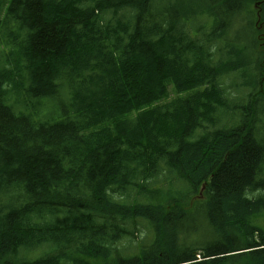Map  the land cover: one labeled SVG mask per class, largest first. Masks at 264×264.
Here are the masks:
<instances>
[{
  "label": "trees",
  "instance_id": "1",
  "mask_svg": "<svg viewBox=\"0 0 264 264\" xmlns=\"http://www.w3.org/2000/svg\"><path fill=\"white\" fill-rule=\"evenodd\" d=\"M205 1L0 0V264H264V0Z\"/></svg>",
  "mask_w": 264,
  "mask_h": 264
},
{
  "label": "rangeland",
  "instance_id": "2",
  "mask_svg": "<svg viewBox=\"0 0 264 264\" xmlns=\"http://www.w3.org/2000/svg\"><path fill=\"white\" fill-rule=\"evenodd\" d=\"M194 1L200 3L201 6H200V8H198L197 16L191 19V24H192V26H199L202 23H204L207 19L206 15H201V13H202L201 11L206 7V1L205 0H194ZM253 9L256 10L257 6L254 7L252 5V11H253ZM175 11H177L176 7L173 9V12H175ZM243 23H245V21L241 22L240 25H242ZM206 31L209 33L211 31V29L206 30ZM200 32H202V31H200ZM199 34L197 35L196 40L199 38ZM230 40L231 39L227 38L225 40H222V41H219L216 43L215 48H213L214 55L212 57V62L214 64L219 62V56L216 54V50L219 48V46L231 44ZM238 44H242V43H239V42L233 43L234 47L237 49H239ZM248 68L251 70L254 68V66L252 64H250V67H248ZM235 76H236V71L228 72V74L219 77V84L224 89L225 96H226L228 101H233L234 99H238L239 101L244 102L247 100V98H246L247 93L246 92H248V89H247L246 85L244 84L243 79H241L240 77L235 78ZM255 78H258V76H256ZM233 84H234V86H236V91H242L244 93H242V94L236 93L232 87ZM168 96H169V99H171L175 96V93L173 92V90L170 87L168 88ZM62 101H67V98L65 96H59L55 101H45L43 103L45 106L41 110L40 119L53 121L56 118H58V116L60 115V103ZM258 106L261 107V103H258ZM259 116L263 119L261 113H259ZM33 119L35 121L40 120L39 115L36 113V115ZM165 175L166 174H162L158 178V180H160V182L164 185L166 184V183H163ZM161 183L158 184L159 187H162ZM162 188H164V187H162ZM173 188L177 189L176 187H173ZM202 199H203L202 195L197 197V201H200ZM145 214L147 217L150 216L149 212H145ZM139 223H140L139 225L143 224V220L140 219ZM140 231H141V233L139 236V240L144 239V237H145V233H144L141 226H140ZM206 232L208 234V231H206ZM135 243H137V241H135L134 244ZM18 255L20 258H22L20 256V251H19ZM24 257H26L28 260H34V253L24 251Z\"/></svg>",
  "mask_w": 264,
  "mask_h": 264
},
{
  "label": "bare ground",
  "instance_id": "3",
  "mask_svg": "<svg viewBox=\"0 0 264 264\" xmlns=\"http://www.w3.org/2000/svg\"><path fill=\"white\" fill-rule=\"evenodd\" d=\"M201 191H202V189H201ZM201 191H200V192H201Z\"/></svg>",
  "mask_w": 264,
  "mask_h": 264
}]
</instances>
